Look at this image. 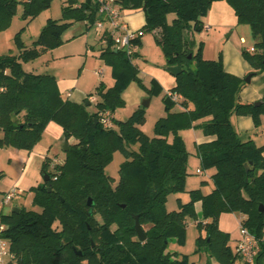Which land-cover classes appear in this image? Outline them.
<instances>
[{
  "label": "trees",
  "instance_id": "16d2710c",
  "mask_svg": "<svg viewBox=\"0 0 264 264\" xmlns=\"http://www.w3.org/2000/svg\"><path fill=\"white\" fill-rule=\"evenodd\" d=\"M217 1L233 9L239 24L250 26L260 50L243 54L264 73V0H115L121 11L144 13L140 31L156 34L168 67L182 70L170 91L182 99L174 102L164 95L166 115L156 121L153 138L137 128L145 119L143 108L128 120H114L117 129L105 130L98 121L95 124L98 112L115 113L124 104L122 90L140 81L133 63L137 52L129 58L106 38L99 57L111 67L115 84L97 88L94 113L83 103L64 98L54 76L26 73L22 68L23 62L63 44V34L72 25L93 27L98 20L95 0H67L62 18L49 19L30 48L19 43L17 56L0 57V86L5 88L0 94V148L31 152L49 123L62 128V139L68 145L61 163L43 160L41 177L46 174L50 180L29 189L41 212L0 213L1 237L9 242L17 264H188L186 258L180 260L167 252L170 241L184 242L187 216L206 232V237L196 240L198 250L233 264L239 258L237 243L234 249L230 246L229 234L219 229L218 221L222 214L234 212L243 214L241 224L258 243L254 264H264V212H259V206H264V146L242 140L231 123L233 115L249 116L259 127L264 99L256 102L259 105L242 103L239 95L247 86L245 80L225 72L221 59H203V44L197 45L192 37L203 29L202 18ZM19 3L0 0V31L9 27ZM50 4L51 0H26L22 17L32 19ZM168 14L175 16L170 24ZM141 38L133 42L138 48ZM104 39L102 35L100 41ZM151 83L149 94L159 96L161 86L155 80ZM197 121L208 139L197 146V155L203 171L213 170V189L207 195L191 191L188 203L168 212L167 196L185 188L188 153L179 137L173 144L167 137ZM116 150L124 154L125 161L113 185L105 169ZM197 202L202 220L194 209ZM135 217L146 236L143 242L135 232Z\"/></svg>",
  "mask_w": 264,
  "mask_h": 264
},
{
  "label": "rangeland",
  "instance_id": "374dc122",
  "mask_svg": "<svg viewBox=\"0 0 264 264\" xmlns=\"http://www.w3.org/2000/svg\"><path fill=\"white\" fill-rule=\"evenodd\" d=\"M18 1L20 3L17 6L16 13L9 27L0 31V57L17 56L19 54V43L26 49L30 48L33 42L38 40L41 31L47 25L49 19L60 20L62 18L63 8L66 6L62 0H51L49 8L41 10L32 19H24L22 17V3L26 0ZM122 12L124 14L126 10ZM131 13L133 15L129 19L130 23L133 20L132 23L134 24L143 23L145 25V16L141 10H134ZM174 17V14H168L167 22L170 24ZM202 22L211 25L209 31L202 29L200 32L195 33L196 44H203L201 52L203 59L209 61H219L221 59L223 68L225 70L227 68L234 69L235 72L241 74L240 78H237L242 80L254 74V77L264 74L259 73V69L250 63L243 54V51L246 49H255L256 52L254 53H258L260 50L255 45L256 41L252 36L248 24H239L236 16L233 24L228 28H224L216 23H210L207 15L202 18ZM100 38L101 32L95 26L86 28L84 23H76L65 30L63 44L53 50H48L40 54L31 61L23 62L22 68L26 73L55 76L59 82L61 81V89L63 90L75 88L76 91L86 92V98L81 101L83 104L88 98V95L92 94V97L89 98L91 105L88 107V111L94 113L96 111V103L99 100V96L96 94L97 88L102 84L103 88L108 89L115 84L111 67L99 57V51L104 47ZM186 38H188L187 34ZM17 39H19V42ZM241 39L244 40V44H241ZM141 40L142 44L139 48L140 52L138 57L140 59L139 65L143 64L152 69L145 72L141 71L139 73L140 81H132L122 90L121 97L124 104L117 107L115 115L117 121H125L129 119L134 111L143 108L145 110V119L137 128L147 137L153 138L155 136L156 121L166 115L163 97L173 89L171 84H168V80L173 82L175 77L168 72L169 67L161 47L156 42V34L150 31H143ZM133 63L137 64L138 62L133 60ZM152 80H157L162 87V92L159 96H151L148 92V89L152 86ZM163 84L166 86H162ZM147 102H149L148 106L144 107L143 105ZM189 107L192 108L191 105ZM232 117L235 119L249 116L233 115ZM249 118L252 120V117ZM261 120V129H259L261 125L255 127L252 120L253 128L249 130V135L253 138L264 136V116L261 117ZM199 125V121L194 122L191 127L180 130L177 134L171 132L167 137L169 144H173L176 137H179L188 153V175L185 180V188L180 193L167 196L165 207L168 212L177 211L180 204L188 203L190 201L191 191L199 190L201 194L207 195L213 189L211 179L213 170H205L206 176L197 174V170H203L197 155V146L201 144L204 138ZM114 128L117 129L116 126ZM245 133L247 132H240L239 136H243ZM44 140L50 149L48 158L52 160L56 159L59 163L64 161L63 139L46 137ZM256 143L258 147L264 145V141L261 138ZM137 149L138 146L135 145L133 150L137 151ZM13 152L15 150L11 148H0V199L4 193L12 190L15 180L24 171V159L13 156L15 154ZM124 161V154L116 150L113 153L112 160L106 166L105 173L112 179L113 185L119 179V170ZM36 171V168H31L25 174L28 183H34L37 179L38 174ZM27 182L17 186V189L20 191L19 195L2 208L1 214L8 215L15 208L36 213L41 212V207L33 203V195L29 193L30 187H28ZM42 182L43 180L41 178L40 183ZM194 209L197 219L202 220L201 203H195ZM242 217L243 214L234 212L224 213L219 218L218 227L223 232L229 234V240L232 246L235 240L240 238L239 223ZM200 236L206 237V232L199 230L196 220L187 216L185 220L184 242L178 243L175 240L170 241L167 252L180 260L186 258L188 264H225L215 258H211L205 250H198L196 240ZM233 264L245 263L238 258Z\"/></svg>",
  "mask_w": 264,
  "mask_h": 264
},
{
  "label": "crops",
  "instance_id": "0c3cea01",
  "mask_svg": "<svg viewBox=\"0 0 264 264\" xmlns=\"http://www.w3.org/2000/svg\"><path fill=\"white\" fill-rule=\"evenodd\" d=\"M131 12H133V11H126V13H124V14H123V12H121L123 20L128 24L129 28L132 31L139 30V29L141 30L142 27L144 26L143 23L134 24V23H132L133 20L131 21V23L129 22V19H131L130 18L131 15H133ZM207 19L210 23H216V24L221 25L224 28H228L229 26H231L233 24V21L235 20V14H234L233 9L227 3H225V2H214V3H212L210 10L207 14ZM203 25H204L203 29H206V31L210 30L211 25H207V23L206 24L203 23ZM84 26L86 27L85 24H84ZM192 37H193L194 42L196 43L195 34ZM240 41H241V44H244L243 39H241ZM101 43L104 45L103 42H101ZM141 44H142V40H141ZM139 48L137 50L138 57H139V52H140ZM138 57L134 61L138 62L135 65L138 67L139 73L141 71L145 72L149 69H152L151 67H149V66L147 67L143 64L139 65L140 59ZM141 61H142V59H141ZM224 63H225V58H224ZM225 71L228 74H231V75L239 77V78L241 76V74L235 72L234 69H228L227 68ZM55 79L58 83L59 91L64 98H67L68 100H70L73 103L82 104L81 101L86 98V95H85L86 92L76 91L75 88L63 90V89H61V81L59 82V80L56 77H55ZM158 84L160 85L159 82H158ZM168 84H171V87L174 88L175 87V78H174L173 82H171V80H168ZM162 86L165 87L166 85L163 84ZM239 99L242 103H256V102L264 99V74H260V75H257L255 77L251 75L250 82L247 83V86L240 92ZM90 104H89V106H90ZM113 115H114V120H116L115 113H113ZM231 123H232L234 129L236 130V132L238 134H240V132H247V133H245V135L240 136L242 140H249L250 139L257 146H258V144L256 143V141L258 139L261 138V140L264 141V136L253 138L251 135H249L250 134L249 130L253 128L252 120L249 117H238L235 119L232 117ZM260 125L261 126L259 127V129H261V127H262V120H261ZM62 133H63V131H62V128L60 126H58L55 123H49L47 125L46 129L44 130V133L42 135L40 142L34 147V149L31 152H25V151H19V150H15V152H13V153H15V154H13V156L24 159L25 167H24L23 173L15 180L14 185L12 187V190H14V189L18 190L17 186H19L20 184H22L24 182H27V179H26L27 177L25 178V174L31 168H36V170H37L36 172H37L38 176H37V179L34 181V183H28L27 182L28 187L32 188V187H35L38 184H40L41 178H42L41 174H40L41 164L45 158H48V155L50 152L49 146L44 139L46 137H48V138H51V137L52 138H54V137L55 138H62ZM207 140L208 139L204 137L203 141L201 143L206 142ZM261 146H264V145H261ZM54 160H56V159H54ZM200 171L203 172L202 176H206L205 171H203V170H200ZM243 219H244V217H242L241 221ZM238 240H239V238H237L235 240L233 246L231 244H230V246L232 248L235 247Z\"/></svg>",
  "mask_w": 264,
  "mask_h": 264
},
{
  "label": "built area",
  "instance_id": "2783aa9c",
  "mask_svg": "<svg viewBox=\"0 0 264 264\" xmlns=\"http://www.w3.org/2000/svg\"><path fill=\"white\" fill-rule=\"evenodd\" d=\"M66 2L67 0H62ZM98 6V20L94 26L104 35L102 41L105 44L106 38L111 40L117 50H123L127 57L131 58L138 50V46L133 42L143 36V31H132L128 24L123 20L121 10L115 0H95ZM247 53H253V49H246ZM5 90L0 86V94ZM167 96L171 101L177 102L181 100V96L176 93L167 92ZM98 122L103 129L109 130L113 128L114 115L110 111L98 112ZM57 163V162H56ZM197 174L203 175V172L197 170ZM19 190H11L3 194L0 199V213L2 208L9 204L17 195ZM243 221V220H242ZM239 223L240 238L236 246L237 256L245 264H254L255 257L259 252V246L256 239ZM4 227L0 224V264H17L15 255L10 251V244L1 237Z\"/></svg>",
  "mask_w": 264,
  "mask_h": 264
},
{
  "label": "water",
  "instance_id": "95a60500",
  "mask_svg": "<svg viewBox=\"0 0 264 264\" xmlns=\"http://www.w3.org/2000/svg\"><path fill=\"white\" fill-rule=\"evenodd\" d=\"M189 58H191V56H189ZM168 72H169L170 74H172L174 77H176V76H178L179 74H181L182 70H181L180 67L176 66V67H169V68H168ZM250 79H251V76H249L247 79H245V82H246V83H249V82H250ZM89 104H90V102H85V103H84V105H85L86 107H88ZM148 104H149V102H147V103L144 104L143 106H144V107H147ZM255 105H259V103H256ZM96 123H97V120H95V124H96ZM63 150H64V152H67V150H68V145H67L66 142H64ZM42 180H43V182H48V181L50 180V177H49L48 175H46V174H43V175H42ZM49 192H50V190H49ZM91 204H92V200L89 198L88 201H87V206L90 207ZM19 211H20V209L15 208V209L12 210V213H16V214H18ZM259 212H264V206H259ZM134 219H135V225H134V228H135V232H136V234H137V238H138L139 241L143 242V241H145V239H146L145 233H144L143 229L141 228V226H140V224H139V222H138V218L135 217ZM78 254L80 255L81 253H78Z\"/></svg>",
  "mask_w": 264,
  "mask_h": 264
}]
</instances>
